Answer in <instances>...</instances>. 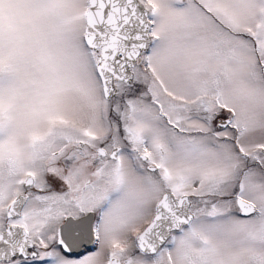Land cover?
Here are the masks:
<instances>
[{"label": "snow or ice", "instance_id": "obj_1", "mask_svg": "<svg viewBox=\"0 0 264 264\" xmlns=\"http://www.w3.org/2000/svg\"><path fill=\"white\" fill-rule=\"evenodd\" d=\"M0 264H264V0H0Z\"/></svg>", "mask_w": 264, "mask_h": 264}]
</instances>
